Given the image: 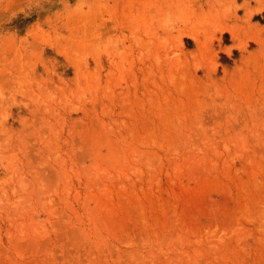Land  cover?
<instances>
[{
  "label": "rangeland",
  "instance_id": "374dc122",
  "mask_svg": "<svg viewBox=\"0 0 264 264\" xmlns=\"http://www.w3.org/2000/svg\"><path fill=\"white\" fill-rule=\"evenodd\" d=\"M0 264H264V0H0Z\"/></svg>",
  "mask_w": 264,
  "mask_h": 264
}]
</instances>
